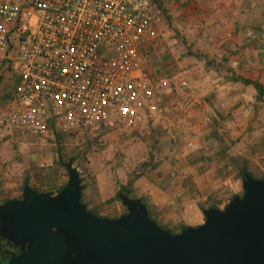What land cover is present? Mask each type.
Masks as SVG:
<instances>
[{"label":"rangeland","instance_id":"1","mask_svg":"<svg viewBox=\"0 0 264 264\" xmlns=\"http://www.w3.org/2000/svg\"><path fill=\"white\" fill-rule=\"evenodd\" d=\"M197 1L163 0L158 34L140 51L145 71L165 81L164 90L170 92L164 95L166 103L186 85H179L181 66L208 47L193 43L192 23L172 14L170 7L184 8L190 16L200 9ZM257 1L245 6L251 13L238 23L245 39L248 32L256 35L251 45L257 55L241 52L240 71L229 74L228 87L217 103H207L202 116L191 117L182 100L180 108L168 106L161 118L141 129L8 134L0 141V204L21 199L25 184L57 195L68 181L64 164L71 163L82 186L80 201L89 213L107 219L126 214L120 194L140 200L149 219L179 234L201 225L204 210H222L232 198L242 197L244 174L264 181V0ZM200 21L202 31L195 30L196 36L206 39L209 16ZM245 39L241 51L250 45ZM12 83L7 76L0 85V108Z\"/></svg>","mask_w":264,"mask_h":264},{"label":"built area","instance_id":"2","mask_svg":"<svg viewBox=\"0 0 264 264\" xmlns=\"http://www.w3.org/2000/svg\"><path fill=\"white\" fill-rule=\"evenodd\" d=\"M163 0H0V141L122 127L165 112L166 83L141 49L158 34ZM169 89V88H168Z\"/></svg>","mask_w":264,"mask_h":264},{"label":"water","instance_id":"3","mask_svg":"<svg viewBox=\"0 0 264 264\" xmlns=\"http://www.w3.org/2000/svg\"><path fill=\"white\" fill-rule=\"evenodd\" d=\"M55 196L23 186L0 204L5 264H264V181L242 176V197L204 210V222L170 234L148 218L138 199L118 194L126 214L97 217L81 203L80 179L64 164Z\"/></svg>","mask_w":264,"mask_h":264},{"label":"crops","instance_id":"4","mask_svg":"<svg viewBox=\"0 0 264 264\" xmlns=\"http://www.w3.org/2000/svg\"><path fill=\"white\" fill-rule=\"evenodd\" d=\"M241 1L198 0L196 5L198 4L200 9L193 10L194 13L190 16H188L189 13L183 11L184 8H179L177 5L170 7L172 14L179 13V17L185 22L192 23L193 43L195 44L197 41L198 46L205 43L204 47H208L202 53L188 57L186 65L180 67L181 69L178 71L179 85H182V81L186 85L182 89H178L177 95L170 97L167 103L165 99L163 100L164 106H167L165 111L169 109L168 106L173 107L172 105H177L176 107L180 108L183 100V105L189 109L188 113L191 114V117H198L200 114L202 116L207 103L209 104L210 101L217 103L218 98L222 95V89L228 87L226 82L230 79L228 78L229 74L240 71L241 52H250L249 54H252L253 58L256 57L257 48L251 45V40L254 43L256 35L253 33L250 35L248 32L245 36L249 37L245 39L240 34L238 23L245 20L247 12L251 13L250 9H245V6L250 7L258 1L254 0L255 2L249 3L250 1L244 0V4ZM205 15H208L210 20V26L206 30L208 32L206 39L196 36L199 33H195V30L202 31L201 25L203 24L200 20L204 19ZM244 39L248 40L250 45L245 46L247 47L245 51H241L240 47ZM222 69L225 71L221 72ZM198 105L201 108H198Z\"/></svg>","mask_w":264,"mask_h":264},{"label":"trees","instance_id":"5","mask_svg":"<svg viewBox=\"0 0 264 264\" xmlns=\"http://www.w3.org/2000/svg\"><path fill=\"white\" fill-rule=\"evenodd\" d=\"M256 89L258 90V92H261V87H259L258 85H255ZM7 251L4 249H0V264H5L8 259L9 256L6 253Z\"/></svg>","mask_w":264,"mask_h":264},{"label":"flooded vegetation","instance_id":"6","mask_svg":"<svg viewBox=\"0 0 264 264\" xmlns=\"http://www.w3.org/2000/svg\"><path fill=\"white\" fill-rule=\"evenodd\" d=\"M9 241L3 239L2 230H0V249L7 250V245Z\"/></svg>","mask_w":264,"mask_h":264}]
</instances>
